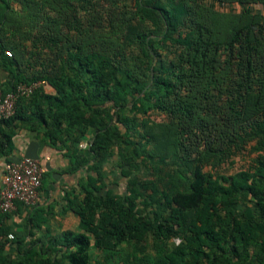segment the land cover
<instances>
[{
    "label": "trees",
    "instance_id": "trees-1",
    "mask_svg": "<svg viewBox=\"0 0 264 264\" xmlns=\"http://www.w3.org/2000/svg\"><path fill=\"white\" fill-rule=\"evenodd\" d=\"M119 1L0 0V65L12 79L0 88L6 93L36 80L55 88L21 98L16 113L0 120V159L11 160L15 135L27 130L64 152L62 173L85 171L64 196L81 231L64 233V248L47 255L19 247L18 258L7 251L18 240L7 238L0 264H91L92 241L107 258L132 245L123 264L132 258L133 264H264V160L231 174L205 169L213 155L224 160L241 150L249 130L257 148L264 146V13L251 7L264 0H134L132 10ZM235 4L242 12L217 8ZM107 5L108 15L120 17V36L97 24L96 11ZM80 10L91 11L87 26ZM168 41L183 49L164 60L160 48ZM128 45L137 51L135 63L120 59ZM239 46L245 53H234ZM41 50L56 54L50 72L44 62L33 63ZM152 110L197 114L206 146L201 154L186 153L179 125L145 117ZM115 154L127 177L121 193L107 182ZM155 158L157 169H170L156 180L140 178L142 164ZM51 180L52 172L45 173L43 182ZM44 212L33 207V226L46 221ZM9 214L0 213L3 235ZM175 238L180 241L169 247ZM57 252L60 259L52 256Z\"/></svg>",
    "mask_w": 264,
    "mask_h": 264
},
{
    "label": "crops",
    "instance_id": "crops-1",
    "mask_svg": "<svg viewBox=\"0 0 264 264\" xmlns=\"http://www.w3.org/2000/svg\"><path fill=\"white\" fill-rule=\"evenodd\" d=\"M251 7L260 9L262 13H264L263 3L251 4ZM0 60H3V53L1 52ZM11 80L10 73L5 70L4 66L0 65V87L8 89L12 82ZM42 82L41 88L46 93H55V88L52 85L46 81ZM251 136L252 134L249 130L248 140L245 144L247 154V166L245 167L256 165L260 159L264 160V146L263 148H257L259 139L256 136ZM88 138H90L89 135L82 143L88 144ZM14 143L15 150L10 156L11 159L18 160L24 156H29L39 160L44 168V174L52 172V180L50 182H43L40 189L39 201L36 205L42 206L45 209L43 216L46 218V221L44 223L39 226H33L31 223L33 207L23 204L17 205V208L6 217L5 223L9 233H13L14 237L18 240L17 242L8 244V255L12 258H18L21 254L19 247L24 251L28 249H41L42 252L47 255L51 248H64V233L68 231H81L79 215L72 210L65 211L64 209V196L70 186L75 185L81 177L85 176V171L81 170L76 174L62 173L67 166L68 158L65 157L62 150L51 147L42 139L41 135H37L35 132L27 130L18 132L14 137ZM245 149L235 150L236 153L232 156L236 155L238 152L240 153V151L245 152ZM5 160L4 157L0 159V189L4 176L3 164ZM113 188L115 189V187ZM116 192L118 191L116 190ZM90 250L91 253H93L91 264L97 262L95 260V255L97 254L103 255L105 259L106 251L97 248L94 245V241H92ZM62 254L63 252H57L53 253L52 256L54 259H60ZM104 259L97 260L98 262H104Z\"/></svg>",
    "mask_w": 264,
    "mask_h": 264
},
{
    "label": "rangeland",
    "instance_id": "rangeland-1",
    "mask_svg": "<svg viewBox=\"0 0 264 264\" xmlns=\"http://www.w3.org/2000/svg\"><path fill=\"white\" fill-rule=\"evenodd\" d=\"M119 3L123 6L126 5L127 7L123 6L124 10H132L135 8V2L134 0H121ZM109 5H107L106 9H99L96 11L97 14V24H101V26L107 31V35L109 36L110 34H119L122 35L121 32V27L118 28V25L121 24L120 22V17L111 14L108 15V11L110 10ZM220 10L224 11H230L233 13L236 12H242L243 7L241 5L235 4V5H218L217 7ZM256 12H261L262 10L260 9H255L252 8ZM80 16L81 19L83 20V25L87 26L89 20L92 17L91 11L87 10H80ZM113 20V21H112ZM91 23V20H90ZM113 26V28L111 27ZM159 30H157L155 33L157 34ZM178 36V34H176ZM183 49V46L178 44V43H172L171 41H168L164 43V46L160 48L161 52V58L164 60H169L170 58L174 57L175 55H178L181 53ZM137 51L134 49L133 45H128V47L121 53H126L125 58H123V55L120 56V59L124 61H131V62H136L137 60L135 59V53ZM226 53V52H225ZM234 53H245V49L239 46V48H235ZM30 54V53H28ZM55 53H49L45 51H40V53H36V58L37 61H33L34 65L39 67L41 65V62H44L45 66H43L45 69H47V72H50L53 70V59L55 57ZM40 63V65L38 64ZM148 71V70H147ZM199 115L200 118L205 116L204 109L200 108L199 109ZM137 121L140 123L143 115L137 114ZM135 116V117H136ZM183 114H178L177 116H170L166 112L158 111V110H152L150 111L145 117L150 118L151 120L155 122H162V123H171L174 124L175 126H178V130H176L178 136L180 139H182V142L184 143L185 151L186 153H189L192 158L198 156L201 154V151L205 149V141L203 140V129L200 126L199 127V118L198 115L196 114L194 117H188ZM174 126V127H175ZM180 128V130H179ZM179 131V132H178ZM242 142V141H241ZM153 145H148L147 148L151 149ZM245 149V146L242 147ZM241 148V149H242ZM159 161L158 158H155L153 162H149L146 166L144 163L142 164V167L138 171V175L140 178L143 179H159L160 174H164L166 171H168L171 167V165L168 164H160L162 166V171L156 168V164ZM168 161H170V158H168ZM247 166V154H246V149L245 152H238L236 155L231 156L228 159L221 160L217 155H213V157L210 158V162L206 164L205 169L206 170H212V171H220L226 174H231L235 172L238 169L244 168ZM121 167L119 166V156L114 155L110 158L109 162L106 165V172L108 174L107 176V182L115 187V189L121 193L122 189L127 182V177L123 176L121 174ZM180 240L178 238L171 239L168 241L169 247L174 246L177 244ZM146 245L148 246V253L153 257L154 254L156 253L155 249V240L150 237L146 241ZM112 253H109L108 258L106 256V259L103 258V255L97 254L95 255V260L97 259H104L103 264H123L124 259L129 255L132 254V245L130 244H125L123 245L121 250L118 251H110ZM100 256V258H99ZM134 257V256H133ZM134 263V259L132 258L131 263ZM96 264H99V262H96Z\"/></svg>",
    "mask_w": 264,
    "mask_h": 264
},
{
    "label": "built area",
    "instance_id": "built-area-1",
    "mask_svg": "<svg viewBox=\"0 0 264 264\" xmlns=\"http://www.w3.org/2000/svg\"><path fill=\"white\" fill-rule=\"evenodd\" d=\"M12 56L11 51H6ZM41 80L30 83H19L8 92L0 88V120L7 119L16 113L21 98L28 97L41 88ZM81 146L86 147V143ZM4 176L0 189V213H11L18 203L34 207L38 204L40 189L43 185L44 168L41 162L29 156L18 160H5ZM13 239L14 234L3 235L0 232V244L5 239Z\"/></svg>",
    "mask_w": 264,
    "mask_h": 264
}]
</instances>
